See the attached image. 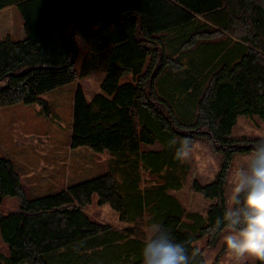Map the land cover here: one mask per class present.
<instances>
[{"label":"trees","instance_id":"obj_1","mask_svg":"<svg viewBox=\"0 0 264 264\" xmlns=\"http://www.w3.org/2000/svg\"><path fill=\"white\" fill-rule=\"evenodd\" d=\"M84 1L81 8L66 0H0V11L19 10L26 31L24 40L0 43V109L38 103L48 115L42 95L102 72L91 100L77 86L71 148L120 154L121 165L131 157L160 184L140 187L126 164L131 186L107 171L30 197L13 162L0 155V207L7 197L20 203L19 212L0 210L7 264H142L151 223L186 245L190 264H205L197 244L209 238L217 246L224 229L215 221L227 207L235 158L249 155L258 138H233V131L241 117L264 121V0ZM80 41L87 52L77 68ZM183 140L191 148L207 141L220 157L215 179L192 185L214 201L206 213L188 212L163 172L179 161ZM94 195L131 225L121 231L92 220L85 208Z\"/></svg>","mask_w":264,"mask_h":264},{"label":"rangeland","instance_id":"obj_2","mask_svg":"<svg viewBox=\"0 0 264 264\" xmlns=\"http://www.w3.org/2000/svg\"><path fill=\"white\" fill-rule=\"evenodd\" d=\"M71 1L75 6H84V0ZM17 19L20 24L15 25L10 19L12 10L4 11L0 14V40L6 30L15 29L12 39L21 40L23 29V18L17 10ZM11 34V33H10ZM81 55L77 63L80 67L86 54V47L80 41ZM104 74L99 72L87 79H80L74 84H70L42 95L40 98L50 107V113L45 114V106L41 104L25 105L18 104L0 109V155L10 159L19 173L22 185L28 196L40 197L46 194L59 191L74 183L85 181L102 175L107 171L114 173L121 184L130 185L131 179L123 177V166L131 164L129 170L135 177L140 179V187L153 189L160 184L158 179L148 174L137 163L134 167L133 158L128 157L127 162L121 165L120 161H125V157L111 155L109 153L97 154L90 148L82 147L72 149L70 136L73 122V103L77 86L83 87L88 100H91L97 93L101 92V83ZM264 135V121L255 117L253 120L241 117L235 127L232 137L240 139L242 137L256 138ZM159 145L143 146V151L160 150ZM122 157V158H121ZM248 155H238L235 158L233 168L230 172L228 185L226 187L227 206L231 204L233 172L236 168L243 166ZM174 166L168 169L169 182L176 189H171V194L176 196L184 205L188 212L206 213L209 206L214 202L205 199L201 194L193 192L192 185L195 180L202 184H209L215 179L220 166V157L214 153L207 141L196 142L191 148L189 155L179 161L174 162ZM128 169H126L127 171ZM180 183L178 187L177 182ZM138 192V191H133ZM20 203L17 198H5L0 210L4 214L19 212ZM86 214L94 221L110 225L115 230L128 228L131 224L123 223L110 206L98 205V197L94 195L93 203L85 208ZM223 235L215 248L208 246L209 238H204L198 242V247L203 251L205 264H257L251 258H236L227 253L223 246ZM8 248L0 240V264L8 262ZM93 259L99 255L92 256ZM89 258V257H88Z\"/></svg>","mask_w":264,"mask_h":264},{"label":"clouds","instance_id":"obj_3","mask_svg":"<svg viewBox=\"0 0 264 264\" xmlns=\"http://www.w3.org/2000/svg\"><path fill=\"white\" fill-rule=\"evenodd\" d=\"M190 151L189 141L183 140L175 158L183 160ZM215 224L224 229L223 246L229 255L264 264V135L256 139L243 166L234 170L231 204ZM144 231L142 264H190L186 245L166 226L151 223Z\"/></svg>","mask_w":264,"mask_h":264},{"label":"crops","instance_id":"obj_4","mask_svg":"<svg viewBox=\"0 0 264 264\" xmlns=\"http://www.w3.org/2000/svg\"><path fill=\"white\" fill-rule=\"evenodd\" d=\"M16 7H14V6H12V7H8L7 9L5 8V9H3V10H1L0 11V14L2 13V12H4V11H8V10H12L13 11V13H10V19L12 20V22L14 23V27H16L15 25H17V27H18V24H20L21 26H22V23L20 22V19H17V11H16ZM18 10V9H17ZM16 27V28H17ZM2 27L0 26V29H1ZM16 28H13V29H11V30H6L5 31V33H7V32H10V33H8V34H6V35H4V36H2V38H1V40H0V43L5 39V38H7V36H10V37H12V33H13V35H15L14 34V32H15V29ZM20 32H21V37H23V38H21L22 40H24L26 37V31H25V29H24V23H23V29H21L20 30ZM13 38V37H12ZM16 41H21V40H16Z\"/></svg>","mask_w":264,"mask_h":264}]
</instances>
